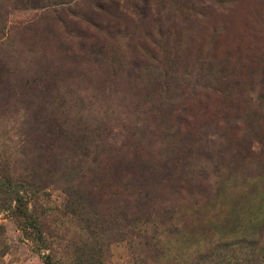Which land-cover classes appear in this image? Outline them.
<instances>
[{
    "label": "rangeland",
    "instance_id": "1",
    "mask_svg": "<svg viewBox=\"0 0 264 264\" xmlns=\"http://www.w3.org/2000/svg\"><path fill=\"white\" fill-rule=\"evenodd\" d=\"M119 1L85 16L103 31L66 10L60 23L56 14L3 1L8 75L0 84V182L36 183L30 204L43 240L20 230L1 187L0 264H44L46 254L71 264L73 249L90 239L84 220L120 222L136 193L150 198L151 211L189 215L201 205L195 184L202 183L204 198L228 210L219 216L223 227L240 220L231 236L264 219L258 142L224 141L232 154L247 146L252 152L234 157L237 163L224 154L215 168L214 146L205 141L215 139L212 119L249 113L246 123L236 122L244 130L258 117L251 104L264 85V0H149L143 19L140 2ZM205 212L212 224L204 236L217 237V214ZM156 224L166 230L163 264L202 247L195 219L165 217L143 228L149 235ZM108 249L109 264H130L125 241Z\"/></svg>",
    "mask_w": 264,
    "mask_h": 264
},
{
    "label": "trees",
    "instance_id": "2",
    "mask_svg": "<svg viewBox=\"0 0 264 264\" xmlns=\"http://www.w3.org/2000/svg\"><path fill=\"white\" fill-rule=\"evenodd\" d=\"M3 1L4 0H0V84L8 75V69L4 66L3 60H1L4 57L3 40L6 30L7 16L5 10L6 4L3 3ZM13 1L15 7H17L20 11H41L46 16L56 14L60 23H63V20L67 18L65 15H61L64 10H66L75 17H81L83 21L100 31H103V29L92 22L91 18L85 16L88 14H95L94 10L98 12H102L104 10L108 11V5L118 7V2H120L119 0ZM137 1L142 4L136 8L141 11L140 15L143 19L149 11V0ZM82 6H86L88 11L91 12H88L87 14L81 13L80 7ZM133 66L136 67L135 64H133ZM250 71L254 70L250 69ZM250 74H252V72H250ZM260 75V84H264V69L260 70ZM244 102L251 104L252 99H245ZM251 106L255 116L258 117L256 118V121L253 122L252 126L248 124L244 130L239 128L236 122L244 119V122L246 123L251 117L249 113L244 116L235 114L232 120H229L228 118H222L221 120L218 118L212 119V124L208 125V129L210 127L214 130L216 129L214 132L215 139L211 140L209 138L205 140L206 144L210 143L214 146L210 156L216 159L214 165L215 168L218 164H220L216 162L220 161L224 154L228 155L229 158L231 156L232 158L230 161L237 163L234 160V157L245 160L252 152V148L247 146L246 148L237 151L235 154H232V152H228L229 148H226V146L223 145V142L226 140H252L253 142H258V151L264 159V85L259 90L258 96ZM208 129H206L205 133H209ZM215 140H219L221 144L219 143L216 145ZM248 142L250 143V141ZM200 148L201 147L199 146V149ZM127 165H129V163H127ZM263 175L264 170L259 173L258 176ZM199 180L203 181V179ZM219 183L222 184V182ZM11 184V180L8 181V184L4 183V185L0 182V188L7 187L9 190L8 192L10 193L9 198H7L5 202L8 203L9 201L11 204L9 206L5 205L4 209L11 211L16 221H18L20 230L23 231L28 238L33 240L35 243H39L43 240V238L41 232L38 230L39 227L37 221L32 215L33 210L32 205L30 204L32 197L36 194V183L22 180L20 183L18 182V186L13 188H11ZM195 185L196 188H198V192L195 195L198 198L195 200V204L201 205L196 208V210H189L191 212L189 215L176 211H163L162 213L159 211H151L148 207H146L150 198L136 193L132 194V197H136L133 199L135 206L133 209L129 208V210L121 216L120 222L116 220L104 221L103 219H99L97 222L84 220V230L90 239L87 237L89 239L88 243L83 242L80 248L73 249L71 264H109V260H107V255L109 253L108 246L118 241H125L127 243L130 254V264H163L162 260H164V250L161 242V236L166 232V230L161 232L159 229L162 227L158 225L160 224L163 226V224H156L153 229L150 230L151 233L149 235L147 230L143 228V225L149 222L152 223V221L155 222V220L159 221V219H165V217H167L168 221H171L172 219L188 220L193 218L202 225L200 228L201 230L198 229V233L195 235L196 238H199L198 240L203 241V243L200 242L202 247H199V249L196 250L191 257H188L186 254L180 252L177 258H172L175 262L174 264H264V219L248 221L247 228L249 230L243 231L241 236H231L228 231L236 232L237 230L234 231V229L237 227L238 223H240V220L236 218L233 222L229 223V225L228 221H226V224L223 227L219 216L225 215V217H227L228 210L225 209L222 203L217 204V202H215L212 204L213 199L210 198L213 197L204 198V194L202 195V192H205V188L202 183H199V185L196 183ZM201 199H204V202ZM205 199L207 200L205 201ZM216 199L217 197H215V200ZM207 207H210L211 210L215 211L217 214L213 223L214 227H219L217 237L204 236V231L207 226L212 224L210 222L208 224V214L205 212ZM203 209H205V211ZM233 210L234 209L230 210V212ZM69 213L75 216V212L72 207ZM79 221H82V219ZM163 228L165 227L163 226ZM34 231L36 232L34 233ZM227 234L232 238H229ZM44 247V249H47L46 246ZM43 256L44 264H61L60 261L52 259L50 254Z\"/></svg>",
    "mask_w": 264,
    "mask_h": 264
}]
</instances>
